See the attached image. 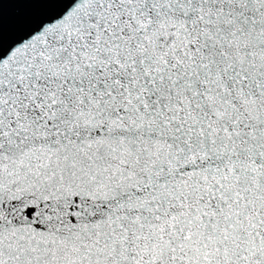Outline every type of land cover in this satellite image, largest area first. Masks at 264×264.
<instances>
[{"label":"snow or ice","instance_id":"snow-or-ice-1","mask_svg":"<svg viewBox=\"0 0 264 264\" xmlns=\"http://www.w3.org/2000/svg\"><path fill=\"white\" fill-rule=\"evenodd\" d=\"M0 264H264V0H3Z\"/></svg>","mask_w":264,"mask_h":264},{"label":"water","instance_id":"water-1","mask_svg":"<svg viewBox=\"0 0 264 264\" xmlns=\"http://www.w3.org/2000/svg\"><path fill=\"white\" fill-rule=\"evenodd\" d=\"M3 2V0H0V3H2Z\"/></svg>","mask_w":264,"mask_h":264}]
</instances>
